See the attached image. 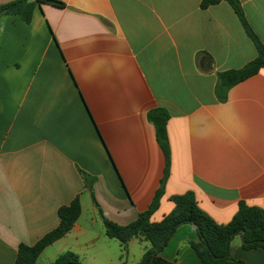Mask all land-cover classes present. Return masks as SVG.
<instances>
[{"label": "crops", "instance_id": "1", "mask_svg": "<svg viewBox=\"0 0 264 264\" xmlns=\"http://www.w3.org/2000/svg\"><path fill=\"white\" fill-rule=\"evenodd\" d=\"M201 1L40 0L29 24L0 19V264H15L19 245L54 230L77 197L79 219L35 264L66 252L80 264H137L149 243L136 237L124 251L98 209L125 226L152 202L165 166L147 118L158 107L169 115L170 173L152 223L187 192L220 225L240 202L264 210V69L217 100V73L256 49L226 2ZM239 2L264 46V0ZM198 240L182 225L160 257L202 264ZM230 248L236 261L264 264V250H244L239 236Z\"/></svg>", "mask_w": 264, "mask_h": 264}, {"label": "trees", "instance_id": "2", "mask_svg": "<svg viewBox=\"0 0 264 264\" xmlns=\"http://www.w3.org/2000/svg\"><path fill=\"white\" fill-rule=\"evenodd\" d=\"M39 1L14 0L0 5V19L5 16H16L24 23L29 24ZM220 2H226L232 8L243 31L256 49V57L243 67L217 73L214 93L219 102H225L230 88L264 69V46L248 24L239 0H202L200 7L206 9ZM147 118L154 126L156 141L165 159L160 186L149 207L139 213L136 220L128 225L119 226L112 223L98 209V216L104 226L105 236L117 240L124 251L133 238L140 237L148 242L149 248L137 264H174L163 260L160 253L176 229L182 225H190L196 231L199 240L190 246L202 264H243L241 261L234 260L231 255L230 243L237 236L242 239L244 250H264V210L249 207L243 202L239 203L238 210L231 221L220 225L200 209L194 194L187 192L172 196L170 198L174 204L172 211L160 222H151V216L158 209L164 195L165 184L170 173V146L166 129L169 115L165 109L158 107L150 110ZM80 174L84 186L96 203L92 193L94 178L83 172ZM80 214L78 197L69 205L60 207L57 211L58 226L33 246L19 245L15 264H35L44 249L70 232ZM51 264H80V262L77 255L66 252Z\"/></svg>", "mask_w": 264, "mask_h": 264}]
</instances>
